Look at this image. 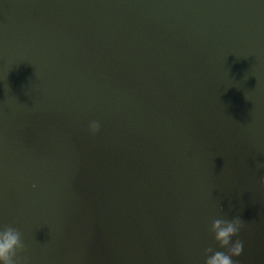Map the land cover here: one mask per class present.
<instances>
[{
	"label": "water",
	"instance_id": "water-1",
	"mask_svg": "<svg viewBox=\"0 0 264 264\" xmlns=\"http://www.w3.org/2000/svg\"><path fill=\"white\" fill-rule=\"evenodd\" d=\"M261 161L264 0H0L15 264H203L233 216L264 264Z\"/></svg>",
	"mask_w": 264,
	"mask_h": 264
},
{
	"label": "clouds",
	"instance_id": "clouds-1",
	"mask_svg": "<svg viewBox=\"0 0 264 264\" xmlns=\"http://www.w3.org/2000/svg\"><path fill=\"white\" fill-rule=\"evenodd\" d=\"M99 129L96 120L89 121L87 131L95 135ZM259 168L264 169V161L259 162ZM260 187L264 189V176L260 178ZM242 228V221L238 216L231 219L216 218L209 226V233L217 246L204 250L203 264H236L235 258L242 250V243L237 234ZM21 249L20 233L13 227L0 225V264H15L14 256Z\"/></svg>",
	"mask_w": 264,
	"mask_h": 264
}]
</instances>
